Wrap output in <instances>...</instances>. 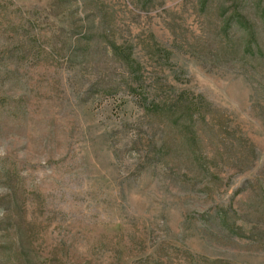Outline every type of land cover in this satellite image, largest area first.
<instances>
[{
  "label": "rangeland",
  "instance_id": "374dc122",
  "mask_svg": "<svg viewBox=\"0 0 264 264\" xmlns=\"http://www.w3.org/2000/svg\"><path fill=\"white\" fill-rule=\"evenodd\" d=\"M0 264H264V0H0Z\"/></svg>",
  "mask_w": 264,
  "mask_h": 264
},
{
  "label": "trees",
  "instance_id": "16d2710c",
  "mask_svg": "<svg viewBox=\"0 0 264 264\" xmlns=\"http://www.w3.org/2000/svg\"><path fill=\"white\" fill-rule=\"evenodd\" d=\"M112 47L116 48V45L112 43ZM123 77L125 84L129 88L132 87L133 82L135 83L139 80V77L133 75V72H129L127 69L124 70ZM146 92L147 97L141 103V107L144 110L145 114L149 117L160 116L165 117L167 119L176 118V120H179V116L176 112L177 110H180V106L182 108V112L188 113L189 118H192L196 114V112H198L204 117V114H202L201 111V99L204 100L202 95L199 97H190L193 99L186 97V95L184 96V100L183 98H181L178 102V96L172 99L171 97H169V93L166 92L165 89L163 90L160 86L156 84H153V86H151L150 89L146 90ZM174 108H177V110H174ZM259 181L262 182L260 179L258 180V182ZM223 215L225 214L222 213V216ZM224 218H226V216H224Z\"/></svg>",
  "mask_w": 264,
  "mask_h": 264
}]
</instances>
